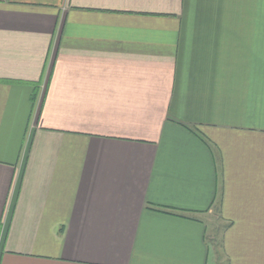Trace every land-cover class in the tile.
Listing matches in <instances>:
<instances>
[{"label": "crops", "instance_id": "crops-1", "mask_svg": "<svg viewBox=\"0 0 264 264\" xmlns=\"http://www.w3.org/2000/svg\"><path fill=\"white\" fill-rule=\"evenodd\" d=\"M212 218L264 264V0H0V264H217Z\"/></svg>", "mask_w": 264, "mask_h": 264}, {"label": "rangeland", "instance_id": "rangeland-1", "mask_svg": "<svg viewBox=\"0 0 264 264\" xmlns=\"http://www.w3.org/2000/svg\"><path fill=\"white\" fill-rule=\"evenodd\" d=\"M212 220H214V218H212ZM206 224L208 225V243L216 250L217 264H225L224 254L220 246L222 223L214 220L212 223L206 221ZM210 251V259L208 264H215V261H213L214 254L212 249Z\"/></svg>", "mask_w": 264, "mask_h": 264}, {"label": "trees", "instance_id": "trees-1", "mask_svg": "<svg viewBox=\"0 0 264 264\" xmlns=\"http://www.w3.org/2000/svg\"><path fill=\"white\" fill-rule=\"evenodd\" d=\"M155 210H159V211H163V212H166L165 210H160V209H156V208H155Z\"/></svg>", "mask_w": 264, "mask_h": 264}]
</instances>
